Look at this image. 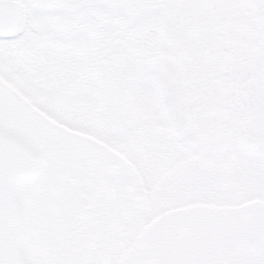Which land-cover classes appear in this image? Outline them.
I'll return each mask as SVG.
<instances>
[{
	"label": "snow or ice",
	"instance_id": "1",
	"mask_svg": "<svg viewBox=\"0 0 264 264\" xmlns=\"http://www.w3.org/2000/svg\"><path fill=\"white\" fill-rule=\"evenodd\" d=\"M0 264H264V0H0Z\"/></svg>",
	"mask_w": 264,
	"mask_h": 264
}]
</instances>
